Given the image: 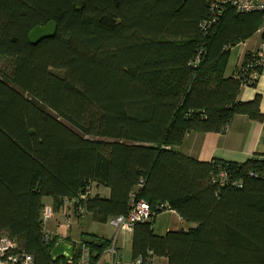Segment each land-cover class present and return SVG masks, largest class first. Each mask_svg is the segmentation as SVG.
I'll list each match as a JSON object with an SVG mask.
<instances>
[{"label":"trees","instance_id":"1","mask_svg":"<svg viewBox=\"0 0 264 264\" xmlns=\"http://www.w3.org/2000/svg\"><path fill=\"white\" fill-rule=\"evenodd\" d=\"M50 21L55 37L30 45ZM263 23L223 0H0V237L54 264L45 198L55 211L75 199V219L106 223L134 196L152 215L133 227L132 261L264 264V158L199 162L174 150L238 115L263 119L259 96L238 101L262 71L244 70L252 53L225 77L229 50ZM168 210L192 227L156 235ZM78 242L95 263L110 246L92 234Z\"/></svg>","mask_w":264,"mask_h":264},{"label":"crops","instance_id":"2","mask_svg":"<svg viewBox=\"0 0 264 264\" xmlns=\"http://www.w3.org/2000/svg\"><path fill=\"white\" fill-rule=\"evenodd\" d=\"M260 34L258 31L250 36L245 41L233 46L229 50L228 61L225 69V77H231L236 74L239 66L244 62L247 55L253 53L259 44ZM257 96L260 99V111L263 115L261 121H254L247 116H236L226 130L223 133H190L185 138L183 144L176 147L174 150L181 153L184 156L193 158L199 162H209L212 159H219L226 162L243 163L248 159L255 156L264 158V68L261 71L254 86H242L239 94L238 101L250 102ZM102 197H107L109 191L105 188L96 189ZM45 204H51V200L44 199ZM169 214L171 219L166 227L161 229L162 233H156L154 224L153 231L156 235L163 236L170 231L187 230L192 227L191 224L184 222L173 210L163 212ZM58 223H62V219L59 215H55ZM55 220L50 224V232L52 234L67 235L70 241L75 242L81 239L84 234H92L99 239L107 240L110 245L114 242L115 246L121 254V258L126 263H131V243L132 232H125L120 234H114L112 237L104 235L102 232H82L80 238H74L72 227L66 231L62 227H57ZM63 237V236H62ZM63 239V238H60ZM103 252L98 259V264H109L110 257ZM155 264H167V261L163 258H155Z\"/></svg>","mask_w":264,"mask_h":264},{"label":"built area","instance_id":"3","mask_svg":"<svg viewBox=\"0 0 264 264\" xmlns=\"http://www.w3.org/2000/svg\"><path fill=\"white\" fill-rule=\"evenodd\" d=\"M223 3L230 5L238 14L249 12H260L264 14V0H223ZM258 33L260 34L258 47L252 53L251 59L248 61L246 69H244L247 71H254L252 73L253 78L257 77L256 69L263 70L264 68V23L258 30ZM227 177L224 171L217 173V179L226 180ZM75 201V199L64 198L62 200V205L57 211L54 210L51 204H46L43 207L41 219L45 232L49 234V236L52 233L46 228V225H49L54 220L57 222L55 215H59L62 219V223H56L57 227H62L66 229L67 232L71 228V213H73ZM80 212H84L82 207H80ZM151 215L152 212L148 203L144 200H137L132 196L129 202V211L127 215L111 218L108 222L115 229L116 234H120L132 232L136 223L148 221ZM54 235H57L59 240L68 238L67 235ZM114 242L105 252L110 257L109 264H155L154 258L144 260L142 257L136 258L131 261V263L124 262ZM73 243L74 259L71 261L59 260L54 264H98L93 261L90 249L87 246L80 244L78 241ZM0 264H34V259L30 253L20 248L17 240L2 236L0 237Z\"/></svg>","mask_w":264,"mask_h":264},{"label":"rangeland","instance_id":"4","mask_svg":"<svg viewBox=\"0 0 264 264\" xmlns=\"http://www.w3.org/2000/svg\"><path fill=\"white\" fill-rule=\"evenodd\" d=\"M0 70H8V61L0 58ZM93 194H95L94 187L92 188ZM57 214V213H56ZM171 216L169 214L162 213L157 217L156 223L154 224L155 232L162 233L161 229L166 227L169 224ZM71 227L72 232L74 234V238H80V234L82 232H95L100 233L102 232L104 235H109L112 237L116 231L115 229L109 224L107 221L106 223H99L93 220L92 216L88 214H84L82 219L78 220L75 219L73 214L71 213ZM51 224V223H50ZM50 224L46 225V228L50 230Z\"/></svg>","mask_w":264,"mask_h":264},{"label":"water","instance_id":"5","mask_svg":"<svg viewBox=\"0 0 264 264\" xmlns=\"http://www.w3.org/2000/svg\"><path fill=\"white\" fill-rule=\"evenodd\" d=\"M57 32V24L50 21L46 25L34 27L27 36L30 45H38L44 40L52 39ZM50 259L53 263L63 259L71 261L74 259V245L65 240H58L50 251Z\"/></svg>","mask_w":264,"mask_h":264}]
</instances>
